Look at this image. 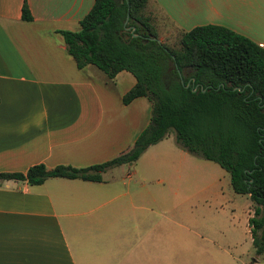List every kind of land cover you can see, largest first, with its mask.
<instances>
[{"label": "crops", "instance_id": "crops-1", "mask_svg": "<svg viewBox=\"0 0 264 264\" xmlns=\"http://www.w3.org/2000/svg\"><path fill=\"white\" fill-rule=\"evenodd\" d=\"M23 2L30 20L21 19ZM92 3L0 0V173L100 163L128 149L147 125L145 97L121 101L134 84L129 72L109 79L92 64L78 69L66 52L58 31L78 30ZM148 5L176 30L218 25L264 48V0ZM155 166L120 164L99 182L0 181V264H181L163 225L164 179ZM191 252L184 249L188 261Z\"/></svg>", "mask_w": 264, "mask_h": 264}, {"label": "trees", "instance_id": "trees-1", "mask_svg": "<svg viewBox=\"0 0 264 264\" xmlns=\"http://www.w3.org/2000/svg\"><path fill=\"white\" fill-rule=\"evenodd\" d=\"M149 0H93L76 31L59 30L78 69L92 64L109 79L127 71L134 84L123 104L138 96L150 105L149 121L132 145L85 167L33 164L24 172H1L0 181L37 185L48 178L99 182L102 173L132 163L171 130L186 152L216 163L234 194L245 195L251 245L264 252V48L218 25L178 32L177 46L157 42ZM21 19L30 20L25 2ZM125 18L126 21H125ZM171 26L167 17H162ZM133 27V30H132ZM173 27V26H172ZM132 34H136L133 36ZM196 85L191 90V80ZM188 83L187 87L184 84ZM201 89H204L201 91Z\"/></svg>", "mask_w": 264, "mask_h": 264}, {"label": "rangeland", "instance_id": "rangeland-1", "mask_svg": "<svg viewBox=\"0 0 264 264\" xmlns=\"http://www.w3.org/2000/svg\"><path fill=\"white\" fill-rule=\"evenodd\" d=\"M152 13L162 37L158 39L177 46L176 29L155 9ZM131 164L159 165L155 167L156 175L164 179L163 225L179 244L181 264H264V252L256 254L251 245L247 224L251 202L231 191L227 173L216 163L183 150L170 130ZM185 248L192 249L189 261Z\"/></svg>", "mask_w": 264, "mask_h": 264}, {"label": "water", "instance_id": "water-1", "mask_svg": "<svg viewBox=\"0 0 264 264\" xmlns=\"http://www.w3.org/2000/svg\"><path fill=\"white\" fill-rule=\"evenodd\" d=\"M127 18H125V21H126ZM132 30H133V27H132ZM133 36H135L136 34H132ZM154 40H156L157 42H160V40L158 38H153ZM189 84L188 83H185L184 84V87H187ZM196 89V85H194L193 83V78L191 80V90L194 91ZM204 89H201V91H203Z\"/></svg>", "mask_w": 264, "mask_h": 264}]
</instances>
